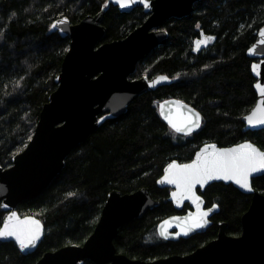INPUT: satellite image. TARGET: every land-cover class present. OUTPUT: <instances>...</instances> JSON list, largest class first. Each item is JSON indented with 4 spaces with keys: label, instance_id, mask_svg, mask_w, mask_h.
Masks as SVG:
<instances>
[{
    "label": "trees",
    "instance_id": "trees-1",
    "mask_svg": "<svg viewBox=\"0 0 264 264\" xmlns=\"http://www.w3.org/2000/svg\"><path fill=\"white\" fill-rule=\"evenodd\" d=\"M106 1L0 0L1 168L9 167L12 156L26 146L41 106L56 87L53 80L69 39L51 31V23L61 16L76 23L105 7V42L125 37L147 17L140 7L122 13ZM159 28L167 37L137 62L129 78L161 73L171 84L139 95L124 114L104 120L67 155L62 170L38 196L17 205L20 215L41 221L44 235L28 255L13 242H0V264H35L47 251L83 243L111 190L147 188L159 202L118 228L114 247L129 258L188 254L216 237L219 222L226 223L228 235L240 234V217L251 195L217 182L200 193L206 207L218 206L203 233L172 241L159 238L157 223L178 212L167 200L169 189L158 188L156 180L165 164L191 160L205 142L230 146L249 140L264 151V129L250 131L241 121L256 99L249 69L255 59L247 57L246 49L264 29V0H199L188 16L169 18ZM206 37L213 39L196 50L195 42ZM167 98L199 111L202 120L195 132L180 135L162 121L158 103ZM251 185L264 195V174L252 178ZM5 214L0 209V224Z\"/></svg>",
    "mask_w": 264,
    "mask_h": 264
},
{
    "label": "water",
    "instance_id": "water-1",
    "mask_svg": "<svg viewBox=\"0 0 264 264\" xmlns=\"http://www.w3.org/2000/svg\"><path fill=\"white\" fill-rule=\"evenodd\" d=\"M197 1L199 0H135L127 7H121L118 0H107L106 3L116 6L119 12L129 13L134 8L140 7L147 14L145 20L125 37L112 41L101 42L106 34V29L102 25L105 7L100 8L93 15H85L76 23H70L66 16L56 18L51 23V31L69 39L59 72L53 80L56 87L41 106L34 131L26 146L12 156L9 167H0V209L6 212L0 227H3L4 220L14 212L22 220L25 218L38 220L42 234L34 248L24 251L19 249L13 239L0 240V242H13L22 255H28L37 248L44 235V226L33 215H20L16 210L17 205L38 196L62 170L67 155L96 131L104 120L124 114L127 105L139 95L171 84L172 80L161 73L152 77L140 76L134 79H130L129 76L134 72L137 62L167 37L166 30L159 28L163 22L169 18L188 16ZM145 2L148 7H145ZM54 24L57 25L56 28L52 27ZM261 31L264 29H259L254 42L246 49L247 57L255 59L249 69L254 78L253 89L256 99L252 107L241 117L242 123L250 131L264 129V125H248L245 119L251 115L260 100L264 99L256 88L257 84L264 86V44L260 43ZM253 49L254 51H250ZM253 65L259 66L258 75L253 71ZM161 77L167 79L161 80ZM180 104L186 107L181 109L178 106ZM161 106L164 114H170L177 123H181L183 116L189 114V109L199 113L177 98L160 101L159 116L171 130L173 129L161 115ZM199 115L201 125V114ZM177 134L185 135L182 132ZM245 143L252 144L262 151L249 140L230 146L205 142L194 152L191 160L184 163L171 160L165 164L156 180L158 188L169 189L167 200L175 210H181L184 204L189 206L185 213L170 215L157 223L156 233L159 238L172 241L203 233L211 224V216L218 212V206L204 208V200L197 193V189L203 191L208 185L217 182L231 184L242 194L251 195L249 206L240 217L239 235H228L226 223L219 222L216 237L188 254H173L154 260L129 258L117 253L114 247L113 241L117 236L118 228L135 218H140L147 210L156 208L159 202L151 197L147 188H139L130 193L111 190L104 200L92 232L83 243L69 244L47 251L35 264H78L84 260H89L93 264H264V195L253 189L252 185L251 191L242 189L228 180H210L203 187L196 185L194 192L202 201V210L212 209V211L205 227L194 230L187 236L177 237L175 233L180 231L177 225L196 213V205L187 199L177 204L172 198V193L177 191L176 186L160 183L170 165L192 164L197 154L206 147L209 151L212 145L217 150H225ZM263 174L264 172L255 173L251 179ZM165 221H170V225H165ZM165 229L168 234L167 239L160 235Z\"/></svg>",
    "mask_w": 264,
    "mask_h": 264
},
{
    "label": "snow or ice",
    "instance_id": "snow-or-ice-1",
    "mask_svg": "<svg viewBox=\"0 0 264 264\" xmlns=\"http://www.w3.org/2000/svg\"><path fill=\"white\" fill-rule=\"evenodd\" d=\"M121 7H127L135 0H118ZM145 7L148 4L145 2ZM63 23V21L61 22ZM56 28L57 25H52ZM261 44H264V31L259 33ZM212 37H206L197 40L196 50H199L201 45H206ZM250 51H254L250 50ZM253 71L259 74V66L253 65ZM161 80L167 79L161 77ZM258 92L264 98V86L256 85ZM183 109L184 105H178ZM188 115L183 116L181 123H177L171 115H165L163 106H161V115L168 122L169 126L177 133L190 135L195 129L200 127V115L189 109ZM247 124L250 126L264 125V99L256 105L251 115L246 118ZM206 147L197 154L196 160L192 164L177 165L172 164L166 170L164 178L160 183H168L176 186L177 191L172 193V198L177 204L183 200H191L196 205V213L185 218L177 226L180 231L175 233V236H187L190 232L201 229L206 226L207 218L212 211L202 210V201L194 192L196 185L203 187L210 180H228L237 184L242 189L251 191L250 179L255 173L264 172V151H260L252 144H242L236 148L217 150L215 146ZM69 195H72L71 193ZM215 208V205L213 206ZM179 219V218H176ZM165 225H170V221H165ZM42 234V228L38 220L32 218L20 219L16 213H12L3 222V227H0V240L13 239L21 251L34 248ZM160 235L165 239L168 238L166 229L160 232Z\"/></svg>",
    "mask_w": 264,
    "mask_h": 264
},
{
    "label": "flooded vegetation",
    "instance_id": "flooded-vegetation-1",
    "mask_svg": "<svg viewBox=\"0 0 264 264\" xmlns=\"http://www.w3.org/2000/svg\"><path fill=\"white\" fill-rule=\"evenodd\" d=\"M204 191V190H203ZM203 191H200L199 189H197V193L198 194H200L201 192H203ZM185 206V204L183 205V208L181 209V210H179V211H177L178 213H175V214H183V213H185L186 212V210L189 208V206L187 205V207H184ZM209 207H211V206H209ZM209 207H206L205 206V204H204V208H209ZM211 217H213V216H211ZM211 219V218H210Z\"/></svg>",
    "mask_w": 264,
    "mask_h": 264
}]
</instances>
